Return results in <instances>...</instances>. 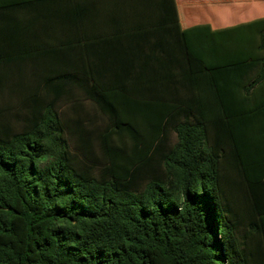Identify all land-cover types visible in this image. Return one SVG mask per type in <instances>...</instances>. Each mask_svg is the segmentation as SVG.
Instances as JSON below:
<instances>
[{
  "label": "trees",
  "instance_id": "obj_1",
  "mask_svg": "<svg viewBox=\"0 0 264 264\" xmlns=\"http://www.w3.org/2000/svg\"><path fill=\"white\" fill-rule=\"evenodd\" d=\"M258 50L199 73L193 101H161L138 71L132 98L100 110L33 96L18 129L0 105V264H264V29ZM224 164L247 203L241 239Z\"/></svg>",
  "mask_w": 264,
  "mask_h": 264
},
{
  "label": "crops",
  "instance_id": "obj_2",
  "mask_svg": "<svg viewBox=\"0 0 264 264\" xmlns=\"http://www.w3.org/2000/svg\"><path fill=\"white\" fill-rule=\"evenodd\" d=\"M262 29L264 0H0V99L100 110L145 71L147 93L193 101L199 73L260 57Z\"/></svg>",
  "mask_w": 264,
  "mask_h": 264
},
{
  "label": "rangeland",
  "instance_id": "obj_3",
  "mask_svg": "<svg viewBox=\"0 0 264 264\" xmlns=\"http://www.w3.org/2000/svg\"><path fill=\"white\" fill-rule=\"evenodd\" d=\"M40 94V91H39ZM1 100L0 99V105H4L5 102L8 103L9 107L13 110H11V119L12 122L15 123V127L16 128H21V125L18 121H21L22 117L29 112L28 108L30 109V101H11L9 100ZM64 102L61 103V105ZM60 107L57 109L58 114L61 118V120L65 123V122H69L68 120H70L73 116L72 114L69 112V110L67 111V106L66 104H64L63 107ZM84 105V104H83ZM86 106V105H84ZM96 126L98 127V129H100L103 126V122L101 119H99L96 122ZM171 142L175 143L176 142V137L175 135L171 136ZM71 147H73V144H70ZM221 174L223 175L222 178V190H223V196H224V201L226 202V204L228 205L230 212L232 215H234V217L236 218L237 222L239 223L237 228H238V232L236 233L237 239H241V237H243L248 229V225H249V221L250 220L248 218V211H247V203L243 197V192L242 189L239 187V185L237 184V177L236 175L231 172L229 170V167L227 165H223L220 169ZM245 244H244V248L246 250L247 253L251 254V257H255L256 256V243H255V239L252 237H247L245 238Z\"/></svg>",
  "mask_w": 264,
  "mask_h": 264
}]
</instances>
